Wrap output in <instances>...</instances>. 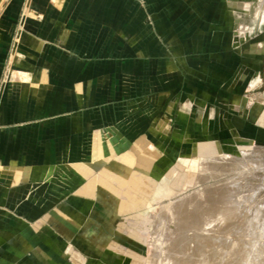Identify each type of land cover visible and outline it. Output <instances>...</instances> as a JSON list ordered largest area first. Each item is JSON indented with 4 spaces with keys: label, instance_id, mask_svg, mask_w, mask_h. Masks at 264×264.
<instances>
[{
    "label": "crops",
    "instance_id": "crops-1",
    "mask_svg": "<svg viewBox=\"0 0 264 264\" xmlns=\"http://www.w3.org/2000/svg\"><path fill=\"white\" fill-rule=\"evenodd\" d=\"M249 5L3 3L0 264H134L136 222L182 159L264 143Z\"/></svg>",
    "mask_w": 264,
    "mask_h": 264
},
{
    "label": "rangeland",
    "instance_id": "rangeland-1",
    "mask_svg": "<svg viewBox=\"0 0 264 264\" xmlns=\"http://www.w3.org/2000/svg\"><path fill=\"white\" fill-rule=\"evenodd\" d=\"M242 1L264 6V0ZM241 34L264 43V17L257 29ZM261 80L250 95L264 103V72ZM166 179L134 227L142 241V261L134 264H264V143L200 154L188 166L182 159ZM142 204L135 193L125 211Z\"/></svg>",
    "mask_w": 264,
    "mask_h": 264
},
{
    "label": "bare ground",
    "instance_id": "bare-ground-1",
    "mask_svg": "<svg viewBox=\"0 0 264 264\" xmlns=\"http://www.w3.org/2000/svg\"><path fill=\"white\" fill-rule=\"evenodd\" d=\"M3 1L4 0H0V9L2 8V6H3ZM259 1V0H258ZM262 1V0H261ZM264 3V2H263ZM262 3V4H263ZM243 13V12H242ZM250 13H252V18H256V20L258 21V22H261V20L263 19V17H264V6L263 7H256V6H254V5H251V12ZM248 15V14H247ZM246 15V16H247ZM243 17V16H242ZM241 17V18H242ZM250 17V16H249ZM249 17H247V18H249ZM250 17V18H251ZM239 19V18H238ZM249 20V19H248ZM260 20V21H259ZM239 24V23H238ZM241 24V23H240ZM254 25V24H253ZM259 25H260V23H259ZM258 26V25H257ZM239 27V29H238V32H240V33H245L247 30H250V27H248V25L246 26L245 25V23L242 25H239L238 26ZM255 27V26H254ZM240 35V34H239ZM259 79V78H258ZM262 81V80H261ZM257 82H259L258 80H257ZM255 83H256V81H255ZM254 84V83H253ZM257 85V84H256ZM225 197V196H224ZM227 198V197H226ZM193 200V199H192ZM199 200V199H198ZM223 200V199H222ZM201 202V201H200ZM212 204H213V202H212ZM211 204V205H212ZM197 205V204H196ZM201 205V204H200ZM203 205H204V203H203ZM210 205V206H211ZM206 206V205H205ZM210 206H209V208H210ZM216 206V205H215ZM203 207V206H202ZM198 208H200L199 206H198ZM205 208H207V207H205ZM216 208H218V207H216ZM215 208V209H216ZM187 208H185V210H186ZM211 209H213L212 207H211ZM204 210V209H203ZM207 210V209H206ZM209 211V210H208ZM219 211V210H218ZM220 211H222L221 209H220ZM187 212V211H186ZM197 213H199V212H197ZM201 213V212H200ZM209 213V212H208ZM220 213V212H219ZM195 214V213H194ZM212 214V213H211ZM208 215V214H207ZM201 215H199V216H197L196 215V217H200ZM188 217V216H187ZM202 217V216H201ZM193 218V217H192ZM195 218V217H194ZM226 218V217H225ZM200 221V220H199ZM222 221V220H221ZM223 224V223H222ZM196 225V224H195ZM222 230V229H221ZM208 243V242H207ZM246 246V245H245ZM212 249V248H211ZM214 249V248H213ZM218 249V248H217ZM216 249V250H217ZM246 249V248H245ZM239 250V249H238ZM205 251V250H204ZM239 253V252H238ZM237 254V253H236ZM235 259V258H234ZM243 262V261H242ZM213 263V262H212ZM206 264V263H205Z\"/></svg>",
    "mask_w": 264,
    "mask_h": 264
}]
</instances>
